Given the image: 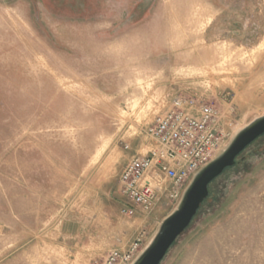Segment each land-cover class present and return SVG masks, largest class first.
<instances>
[{
	"label": "rangeland",
	"instance_id": "1",
	"mask_svg": "<svg viewBox=\"0 0 264 264\" xmlns=\"http://www.w3.org/2000/svg\"><path fill=\"white\" fill-rule=\"evenodd\" d=\"M179 96L219 110L225 147L264 115V0H0V264L143 250L189 183L129 217L119 177ZM161 264H264V135Z\"/></svg>",
	"mask_w": 264,
	"mask_h": 264
},
{
	"label": "built area",
	"instance_id": "2",
	"mask_svg": "<svg viewBox=\"0 0 264 264\" xmlns=\"http://www.w3.org/2000/svg\"><path fill=\"white\" fill-rule=\"evenodd\" d=\"M220 116L217 108L195 98H174L146 129L154 146L145 155L133 156L121 172L124 215L130 217L136 210L148 214L161 197H178L180 189L225 148ZM142 242L139 234L126 251L108 254L101 264H131Z\"/></svg>",
	"mask_w": 264,
	"mask_h": 264
},
{
	"label": "water",
	"instance_id": "3",
	"mask_svg": "<svg viewBox=\"0 0 264 264\" xmlns=\"http://www.w3.org/2000/svg\"><path fill=\"white\" fill-rule=\"evenodd\" d=\"M263 135L264 115L254 118L240 129L229 144L193 176L176 209L161 222L153 239L131 264H161L207 199L210 184L226 169L233 167L237 157Z\"/></svg>",
	"mask_w": 264,
	"mask_h": 264
},
{
	"label": "crops",
	"instance_id": "4",
	"mask_svg": "<svg viewBox=\"0 0 264 264\" xmlns=\"http://www.w3.org/2000/svg\"><path fill=\"white\" fill-rule=\"evenodd\" d=\"M156 206V205H155ZM137 215H138V212L136 213ZM143 214V213H142ZM144 215V217H143V220H142V222H146V219H148V216L147 215H145V214H143ZM142 226V224H140L139 225V227H141ZM141 230V229H140ZM142 231V230H141Z\"/></svg>",
	"mask_w": 264,
	"mask_h": 264
},
{
	"label": "trees",
	"instance_id": "5",
	"mask_svg": "<svg viewBox=\"0 0 264 264\" xmlns=\"http://www.w3.org/2000/svg\"><path fill=\"white\" fill-rule=\"evenodd\" d=\"M226 170H228V169H226ZM226 170H225V171H226ZM225 171H224V172H225Z\"/></svg>",
	"mask_w": 264,
	"mask_h": 264
}]
</instances>
